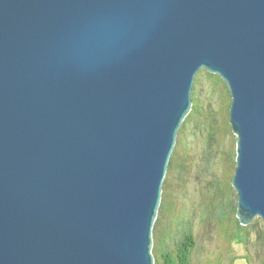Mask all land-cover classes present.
Segmentation results:
<instances>
[{
	"label": "water",
	"instance_id": "obj_1",
	"mask_svg": "<svg viewBox=\"0 0 264 264\" xmlns=\"http://www.w3.org/2000/svg\"><path fill=\"white\" fill-rule=\"evenodd\" d=\"M200 69L230 96L237 222L264 223V0H0V264H154Z\"/></svg>",
	"mask_w": 264,
	"mask_h": 264
},
{
	"label": "rangeland",
	"instance_id": "obj_2",
	"mask_svg": "<svg viewBox=\"0 0 264 264\" xmlns=\"http://www.w3.org/2000/svg\"><path fill=\"white\" fill-rule=\"evenodd\" d=\"M198 95L203 110L192 118L196 123L184 128L183 141L168 163L164 219L166 223L188 222L195 239L191 264H245L246 250L254 253L264 223L255 217L249 224L248 249L223 233L220 221L230 227L236 208V193L229 181L235 135L222 109L218 111L219 94L208 82L201 84ZM221 212L226 220L219 218ZM260 251L264 253V244Z\"/></svg>",
	"mask_w": 264,
	"mask_h": 264
},
{
	"label": "trees",
	"instance_id": "obj_3",
	"mask_svg": "<svg viewBox=\"0 0 264 264\" xmlns=\"http://www.w3.org/2000/svg\"><path fill=\"white\" fill-rule=\"evenodd\" d=\"M204 81L208 82L210 84V87L219 94L218 96L220 97V103L218 105V111L219 109H222L225 120L228 119L230 96L226 87L227 85H225L224 81L217 74L209 73L204 69L198 70L194 76L191 89V110L178 129L177 139L169 159V165L172 163L174 155L183 141L184 128L188 126L187 124L196 123L192 121V118H194L195 115L200 114L199 111L203 110V105L199 101L198 92L200 90L201 84ZM234 154L236 153H234L233 151V155ZM234 167L235 163L234 159H232V172L234 170ZM166 178H168V174H166L162 184L161 200L160 204H158L159 208L157 217L152 228V253L154 256V264H191L192 251L195 246V239L194 235L191 232V228L188 225V222L177 220V222L172 221L174 224L172 225V222L166 223L164 219L167 189V182H165ZM231 189L232 187L230 186V190ZM218 209L220 210L221 206H218ZM220 214L221 216H219V218L221 220H226V216H223L222 212ZM161 216H163V220ZM237 221L238 220L235 217V208H233L230 222L231 226L227 228L226 223L220 221V224L223 228V233L228 235V238L239 240L245 246V248L248 249V235L250 234L249 230L251 225H240ZM263 244L264 232L262 233L261 238L257 239L254 242V253H250L248 250H246L247 255L244 256L245 264H264V253H261L260 251V249H262L263 247Z\"/></svg>",
	"mask_w": 264,
	"mask_h": 264
}]
</instances>
